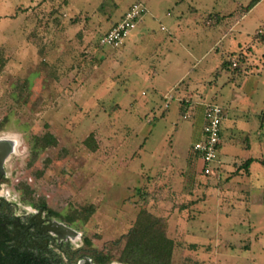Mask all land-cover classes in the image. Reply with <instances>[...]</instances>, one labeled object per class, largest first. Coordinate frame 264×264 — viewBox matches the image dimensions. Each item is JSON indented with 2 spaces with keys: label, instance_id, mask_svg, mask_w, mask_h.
<instances>
[{
  "label": "rangeland",
  "instance_id": "obj_1",
  "mask_svg": "<svg viewBox=\"0 0 264 264\" xmlns=\"http://www.w3.org/2000/svg\"><path fill=\"white\" fill-rule=\"evenodd\" d=\"M135 3L124 45L100 46ZM262 36L264 0H0V127L23 138L8 181L112 262L144 193L171 264H264V166L240 169L264 161ZM208 105L225 116L203 176ZM47 132L57 145L32 160Z\"/></svg>",
  "mask_w": 264,
  "mask_h": 264
},
{
  "label": "flooded vegetation",
  "instance_id": "obj_2",
  "mask_svg": "<svg viewBox=\"0 0 264 264\" xmlns=\"http://www.w3.org/2000/svg\"><path fill=\"white\" fill-rule=\"evenodd\" d=\"M0 127V264H122L86 244L75 220L53 212L8 180L10 158L23 138ZM4 140H15L14 143ZM15 150H14V149ZM25 150V149H24Z\"/></svg>",
  "mask_w": 264,
  "mask_h": 264
},
{
  "label": "trees",
  "instance_id": "obj_3",
  "mask_svg": "<svg viewBox=\"0 0 264 264\" xmlns=\"http://www.w3.org/2000/svg\"><path fill=\"white\" fill-rule=\"evenodd\" d=\"M250 8L251 4L247 6L248 11ZM259 41L264 44V36ZM56 145V138L49 132L42 137H33L30 140L31 159L36 158L37 154L46 148L55 147ZM195 156L198 158L196 153ZM253 162L264 166L263 160L247 159L240 166V169L247 172ZM25 190L27 193L30 192L28 188H25ZM140 201V209L132 227L120 240L115 242L116 245H119L123 241L117 261L122 264H171L174 244L166 235L167 224L164 219L158 218L147 211V194H141ZM41 204L43 208H46L43 200H41ZM91 213L92 211H88L84 220ZM67 220L72 221L73 219L68 218ZM86 244H90L87 239ZM107 257V260H111L108 255Z\"/></svg>",
  "mask_w": 264,
  "mask_h": 264
},
{
  "label": "built area",
  "instance_id": "obj_4",
  "mask_svg": "<svg viewBox=\"0 0 264 264\" xmlns=\"http://www.w3.org/2000/svg\"><path fill=\"white\" fill-rule=\"evenodd\" d=\"M145 14L146 10L141 4L131 5L121 19L100 37V46L120 48ZM224 116V111L216 105H208L205 109L200 139L192 147L202 162L203 176H210L214 172L212 165L217 162L218 158Z\"/></svg>",
  "mask_w": 264,
  "mask_h": 264
},
{
  "label": "water",
  "instance_id": "obj_5",
  "mask_svg": "<svg viewBox=\"0 0 264 264\" xmlns=\"http://www.w3.org/2000/svg\"><path fill=\"white\" fill-rule=\"evenodd\" d=\"M4 142H10L11 144H13L14 143V148H15V146H17V143H16V145H15V140L13 141V140H4ZM13 148V149H14ZM15 150V149H14Z\"/></svg>",
  "mask_w": 264,
  "mask_h": 264
},
{
  "label": "crops",
  "instance_id": "obj_6",
  "mask_svg": "<svg viewBox=\"0 0 264 264\" xmlns=\"http://www.w3.org/2000/svg\"><path fill=\"white\" fill-rule=\"evenodd\" d=\"M125 12H126V11H125ZM125 12H124V13H125ZM124 13H123V14H124ZM123 14L121 15V17L123 16ZM120 19H121V18H120ZM120 19H119V20H120ZM143 19H144V17H143ZM143 19H142L139 23H141V22L143 21ZM119 20H118V21H119ZM118 21H116L115 24H116ZM139 23H138V24H139ZM115 24H114V25H115ZM123 45H124V43H123Z\"/></svg>",
  "mask_w": 264,
  "mask_h": 264
}]
</instances>
